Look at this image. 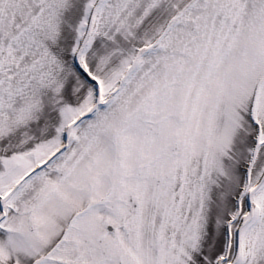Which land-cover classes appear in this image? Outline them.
Instances as JSON below:
<instances>
[{"label": "snow or ice", "instance_id": "1", "mask_svg": "<svg viewBox=\"0 0 264 264\" xmlns=\"http://www.w3.org/2000/svg\"><path fill=\"white\" fill-rule=\"evenodd\" d=\"M0 264H264V0H0Z\"/></svg>", "mask_w": 264, "mask_h": 264}]
</instances>
